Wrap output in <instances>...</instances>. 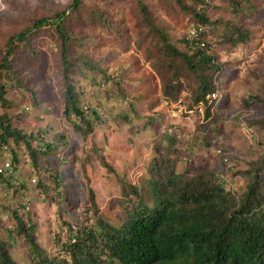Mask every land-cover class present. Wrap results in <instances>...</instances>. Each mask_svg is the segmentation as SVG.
<instances>
[{"label":"rangeland","instance_id":"obj_1","mask_svg":"<svg viewBox=\"0 0 264 264\" xmlns=\"http://www.w3.org/2000/svg\"><path fill=\"white\" fill-rule=\"evenodd\" d=\"M71 1L0 0V61L10 36L31 19L66 9ZM142 1L170 41L190 52L182 40L196 25L194 14L175 0ZM184 1L194 5L193 0ZM201 1L195 11L205 8L211 20L249 31L245 43L232 45L203 28L210 53L221 67L214 78L219 96L211 103V119L204 118L203 109L191 106V81L181 79L176 100L163 95L168 73L159 65V45L142 22L138 0H83V8L67 23L69 56L80 66L73 76L76 91L84 110L99 114L87 137L76 134L63 115L58 36L37 32L28 46L14 53V74L9 75L0 115L9 118L12 128L34 135L33 145L40 150L50 145L36 169L25 146L11 140L4 144L3 159L11 163L14 152L17 160L14 175L0 178V241L16 264L30 261L26 237L17 234L13 212L26 224L32 221L35 241L49 257H66L59 244L65 241L67 226L92 221L86 210L87 187L93 190L98 215L121 224L126 206L121 204L123 182L138 187L147 201L146 166L165 152L169 142L176 150L172 157L177 159V172H213L235 194L245 189L247 180L236 173L264 154V131L248 126L250 120L264 118V108L242 105L253 96L264 99V0H248L238 17L223 0Z\"/></svg>","mask_w":264,"mask_h":264},{"label":"trees","instance_id":"obj_2","mask_svg":"<svg viewBox=\"0 0 264 264\" xmlns=\"http://www.w3.org/2000/svg\"><path fill=\"white\" fill-rule=\"evenodd\" d=\"M180 8L194 14L196 25L208 27L219 42L236 45L245 43L249 31L241 25L221 19L211 20L206 9L197 12L194 5L184 0H175ZM236 17L245 10L248 0H223ZM142 22L159 45V65L168 76L163 79V95L176 100L182 90L181 79L191 81V106H201L205 119H211L210 95L216 91L214 78L221 70L210 53L206 31L200 34L202 48L187 37L183 38L190 52L178 49L169 39L165 29L150 17L148 7L138 0ZM83 8V0H72L63 10L54 11L50 16L31 19L28 25L5 42V51L0 61V105L6 104V84L9 75L14 74L11 58L17 49L28 46L32 36L40 31H50L60 40L59 56L64 89L65 119L70 121L72 130L83 137L93 132V119H99L97 111H85L74 84V73L80 67L69 56L71 37L67 32L70 18ZM81 66L93 68L88 63ZM104 78L110 79L104 73ZM19 82V81H18ZM245 109L264 108V99L258 96L244 99ZM71 116L74 120H71ZM248 126H256L264 131V118L252 119ZM15 144L25 146L33 167L39 169L40 158L45 151L33 145L34 135H25L10 126L9 118L0 115V145ZM160 145L157 143L156 147ZM173 144L165 152L152 157L146 166L145 195L138 187L123 182L124 219L119 225L107 222L98 215L93 190L88 186L87 211L91 213V223H75L67 226L64 242L59 244L66 257H49L35 241V225L29 219L26 224L13 212L17 219V234H23L28 243L29 264H264V154L249 164L248 169L236 174L245 178V189L235 194L227 189L213 172L195 175L177 172V159L173 156ZM264 146V144H263ZM161 147H163L161 145ZM164 148V147H163ZM0 149V162L4 159ZM17 160L13 152L12 172ZM104 166H108L103 162ZM9 174V177L14 173ZM4 175L0 174V178ZM54 181L58 186V175ZM20 187L22 183H18ZM132 195V199L128 196ZM88 220V218H86ZM0 264H16L11 258L6 243L0 241Z\"/></svg>","mask_w":264,"mask_h":264},{"label":"built area","instance_id":"obj_3","mask_svg":"<svg viewBox=\"0 0 264 264\" xmlns=\"http://www.w3.org/2000/svg\"><path fill=\"white\" fill-rule=\"evenodd\" d=\"M203 31V28L200 26H193L192 29L189 31V33L187 34V39L191 42L195 41V45H199L202 48L206 47V43L204 42H199L200 39V34ZM218 93L215 91L210 95V98L212 100H216L218 98ZM198 109L201 111L202 107L198 106ZM251 129H249L248 131H250ZM0 149L5 150L6 146L0 145ZM12 172V166L10 164L9 161L3 160L2 162H0V174H11Z\"/></svg>","mask_w":264,"mask_h":264}]
</instances>
